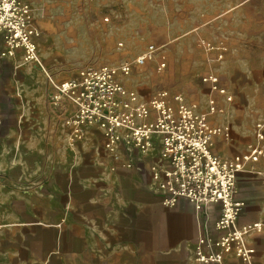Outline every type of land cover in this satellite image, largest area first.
<instances>
[{"label":"crops","instance_id":"1","mask_svg":"<svg viewBox=\"0 0 264 264\" xmlns=\"http://www.w3.org/2000/svg\"><path fill=\"white\" fill-rule=\"evenodd\" d=\"M4 48L0 41V264H204L200 240L224 233L215 215L208 223L189 199L170 202L152 177L160 137L146 156L110 152L90 128L73 143L56 115V82L28 76L16 57H1ZM231 128L215 140L220 157L264 145L242 117ZM235 197L244 204L239 225L263 224L246 243L256 250L250 264H264V157L239 173ZM216 264L247 263L230 253Z\"/></svg>","mask_w":264,"mask_h":264},{"label":"rangeland","instance_id":"2","mask_svg":"<svg viewBox=\"0 0 264 264\" xmlns=\"http://www.w3.org/2000/svg\"><path fill=\"white\" fill-rule=\"evenodd\" d=\"M26 1L39 31L38 61L24 62L20 54L16 60L28 76L56 82L61 124L67 123L75 105L60 93V86L85 68L106 64L132 66L127 84L143 96L167 89L204 113L211 94L203 76H218L234 101L216 94L223 112L211 115L215 125L232 129L231 119L242 117L254 132L264 115V0ZM207 41L226 45L223 60L205 48ZM151 44L166 56L162 73L157 71L158 57L137 67L138 56ZM243 73L249 80L239 82Z\"/></svg>","mask_w":264,"mask_h":264},{"label":"built area","instance_id":"3","mask_svg":"<svg viewBox=\"0 0 264 264\" xmlns=\"http://www.w3.org/2000/svg\"><path fill=\"white\" fill-rule=\"evenodd\" d=\"M33 11L26 0H0V41L5 47L3 58L21 54L24 62L38 61L37 38ZM123 46L122 43H120ZM223 60L226 45L203 42ZM158 57L157 71L167 67L165 54L157 44L149 45L137 58V67H145ZM132 66L122 64L89 67L60 86V93L75 105L67 121L71 141L80 143L87 129L98 130L104 149L116 153L127 150L134 155H149L155 139L160 137V158L152 165V177L166 189L170 202L177 197L189 199L214 229L224 234L213 243L200 240L197 260L204 264L222 263L225 255L235 253L245 263H251L256 250L247 245V236L261 232V222L239 225L244 204L235 195L238 176L250 162L264 157V145H253L231 158L220 157L214 149L215 140L230 135V128L211 123V115L222 113L217 95L227 102L234 95L223 87L214 74L203 76L211 98L207 113L190 106L180 93L163 89L150 98L128 86ZM254 134L264 141V117L256 122Z\"/></svg>","mask_w":264,"mask_h":264}]
</instances>
